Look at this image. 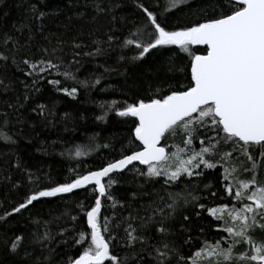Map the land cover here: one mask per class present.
Masks as SVG:
<instances>
[{
    "label": "snow or ice",
    "instance_id": "6c2138e0",
    "mask_svg": "<svg viewBox=\"0 0 264 264\" xmlns=\"http://www.w3.org/2000/svg\"><path fill=\"white\" fill-rule=\"evenodd\" d=\"M191 3L195 0H171L170 6L175 8ZM117 6L112 0H90L85 5L92 10V22L103 16H109L114 22L116 17L112 10ZM17 7L24 8L25 21L18 25L13 23L10 30L0 29V68L15 67L26 77L34 78L31 85L19 81L24 85L22 98L17 95L11 102L5 101L7 109L13 113H19L30 101L32 92L40 91L36 87L38 80L46 79L49 70L58 71L63 66V47L68 43L57 38L56 44L51 47L35 44L39 35L51 45L44 35L45 21L58 15L59 5L52 11H46L48 0H23ZM136 7L144 19L134 31L129 32L120 46H132L135 50L131 58L133 61L144 59L152 50L175 46L191 58L190 69H180L185 72L186 78L190 72V80L186 84L170 85L167 94H163V88H158L159 96L136 99L132 103L125 100L101 104L105 111L96 117L97 120H103L108 112H115L117 117L133 118L128 145H121L119 158L109 160L95 170L80 172L69 169L71 175L66 182L51 183L46 187H39L41 178L29 173V181L38 190H29L23 202L10 212H4L0 221L6 222L7 217L21 213L42 198L73 193L78 189L87 192L91 186V192L84 199L89 201L94 196V203L80 202L77 205L86 218L89 231H80L76 236L68 237L74 241L73 247L80 246L83 250L78 256L67 257L63 264H105L106 261L109 264H188L182 254L183 245L169 240L176 234L173 228L175 216L179 208L192 202L200 209L206 206L198 203L199 197L190 191L181 189L180 192H173L170 188L177 187L185 177H201L204 169H214L220 164L224 169V191L234 203L207 208V212L214 220L222 222L217 231L227 235L220 236L212 244L204 241L203 246L193 253L191 264H201L205 256L216 258V264H264V239L257 240L254 236L257 230L264 231V182L258 175L259 165L264 164V0H206L192 11L196 19L184 26L177 25L172 30L166 26L167 17L161 18L140 0H136ZM0 12L8 15L3 9ZM85 15L86 12L77 13L81 19ZM105 36V40L92 41L96 45L93 52L83 53L80 50L87 45L76 42L73 37V60L69 64H79L77 57L81 55H100L104 51L102 45L110 48L119 40L111 28ZM194 45L206 46V54H193ZM60 74L65 80H76L71 71ZM76 82L80 87H89L88 81ZM48 83L68 97L75 99L77 96L76 87H62L58 79L48 80ZM99 83L100 78H97L91 87ZM13 84L12 80L5 83L0 78V93L13 90ZM32 111L45 118L51 114L43 104L36 105ZM9 117V111H0V139L14 144L13 135H19V132H12ZM20 122L17 115L16 123ZM167 134L173 137L182 135L183 147L175 144L172 146L175 150L168 151V146L162 144ZM197 138H200L199 150L193 147ZM221 143H231L234 148L221 154L220 160L211 162L208 157L216 155ZM97 147L112 146L104 144ZM257 151L258 156L255 155ZM86 154L81 147L75 148L76 157ZM234 155L236 159L244 157L250 165L243 169L245 174H250L249 179H233L240 171V165L233 160ZM133 162L146 166L147 171L136 168ZM129 166L146 182L161 177L163 183L159 189L143 193L149 197V202L140 205L134 212L130 211L129 215L121 216L117 211L114 221L111 217L101 220L105 200L111 202L113 209H117V205L121 209L132 208L130 203L118 200L110 191L119 183L118 176L130 170ZM155 182L160 183L159 180ZM137 195L132 192V199H136ZM212 196L215 197L216 193ZM199 215L200 212H197ZM71 220L76 221L77 217L72 216ZM183 221H189V217L183 216ZM49 223L51 221H45L43 232L32 233L30 239L15 235L4 241L9 255L18 258L14 264H53L56 250L50 245L55 236L47 227ZM72 231L75 232L74 227ZM179 231H188L184 223L180 224ZM67 232L68 229L62 228L59 235L65 236ZM58 243L65 244L66 240ZM183 244L191 247V237ZM245 245L244 251L236 252L237 246ZM117 247L126 250L124 256L113 254ZM208 264L212 261L209 260Z\"/></svg>",
    "mask_w": 264,
    "mask_h": 264
},
{
    "label": "trees",
    "instance_id": "16d2710c",
    "mask_svg": "<svg viewBox=\"0 0 264 264\" xmlns=\"http://www.w3.org/2000/svg\"><path fill=\"white\" fill-rule=\"evenodd\" d=\"M89 2L90 0H48L46 11L56 9L57 5L60 9L58 15L49 17L45 21L44 35L51 41V45L48 40L39 35L35 39V44L51 47L56 44L57 38L68 42L63 47L64 64L58 71L49 70L46 73V79L38 80L36 87L40 91L31 93L30 101L19 110V113H13L7 109L5 101L11 102L17 95L22 98L24 85L19 81H26L31 85L34 77H26L15 67L0 68V78H3L5 83L9 80L14 82L13 90L0 93V111H9L12 132H19V135H13L14 144L0 139V216L22 203L24 197L29 194V190H38L37 186L29 181V173L33 174V177L41 178L39 187H46L51 183L66 182L71 175L69 169H76L80 172L95 170L109 160L119 158L121 145H128L130 129L134 126L131 123L133 118L117 117L115 112H108L103 120H97L96 117L103 115L105 111L100 107L101 104L125 100L132 103L136 99L159 96L158 88H163V94H167V88L170 85H182L190 80V72L186 78L185 72L180 69L185 67L190 69L191 58L175 46H164L152 50L139 61L131 59L135 55L132 46L125 48L120 46L129 32L134 31L144 19L141 11L136 7V0H112V3L118 5L112 10V14L116 17L114 22L109 16L100 17L96 22H92V10L85 7ZM140 2L161 18L167 17L166 26L172 30L177 25L184 26L196 19L197 17L191 14L192 11L206 0H195V3L189 6L177 5L175 8L170 6L171 0H140ZM22 3L23 0H0V9L8 13L4 16L0 12V29L10 30L13 23L18 25L25 21L24 8L17 7ZM79 12H86L83 19L78 18L77 13ZM109 28L119 38L117 42H114L110 48L102 45L104 51L100 55L87 57L81 55L77 57L80 60L79 64H69V61L73 60L71 48L73 37L76 38V42L87 45L80 50L82 53L93 52L96 45L92 41L105 40V33ZM192 52L193 54H205L206 47L194 45ZM64 71H71L76 80H65L60 74ZM97 78H100V83L91 87L92 82ZM52 79L60 80L62 87L69 89L76 87L78 89L76 98L73 99L62 92H57L48 83V80ZM76 81H88L89 87H80ZM38 104L45 105L51 114L45 118L33 112L32 109ZM17 115L20 117V123H16ZM93 137L95 139H92ZM182 139L180 134L175 137L167 134L162 144L167 145V150L171 151L175 144L183 146ZM104 144H110L112 147H97V145ZM77 146L87 154L76 157L74 151ZM193 147L199 150L200 138L193 142ZM233 148L234 145L231 143H221L216 155L208 158L211 162H216L220 160L221 154H226ZM255 155L258 156L259 151ZM233 160L240 165V169L244 163L245 166L249 165L244 157L236 159L234 155ZM134 166L147 171L146 166ZM131 168L132 166L129 167V171L118 176L119 183L114 185L110 191L118 200L130 203L132 208L121 209L117 205V209H113L110 206L111 202L105 200L101 209V220L103 217H111L114 221L117 211L121 216L129 215L130 211L134 212L140 205L149 202V197L143 193L151 192L154 188L159 189L160 184L163 183L161 177L146 182L144 177L138 176L135 171H131ZM203 172L201 177H185L177 187L170 188L173 192L186 189L192 195L199 197L198 203L206 206L205 209H200L195 202H192L186 207L179 208L175 216L173 228L176 234L169 237V240L177 245H183L182 254L188 264H191L193 253L203 246L204 241L207 240L209 244H212L220 236L227 235L222 231H217V226L222 222L214 220L208 214L207 208L220 204L231 206L234 203L227 198V193L224 191L223 167L217 164L216 168L204 169ZM246 175L240 170L234 179H243ZM258 175L260 181L263 182L264 164L259 165ZM156 180L160 183H156ZM14 184L18 187H13ZM205 185L209 187L206 188ZM89 192H91V186L87 192L78 189L73 193L42 198L33 202L21 213H14L7 217L6 222L0 221V264H14V261L18 259L9 255L4 241L14 238L15 235H24L30 239L32 233L43 232L45 221H51L47 227L55 236V241L50 245L56 250L53 255V264H63L67 257L78 256L83 249L80 246L73 247L74 241L68 237L76 236L80 231H89L86 218L77 207L80 202L94 203V196L89 201L84 199ZM132 192L138 194L134 200L131 196ZM212 193H216V196L213 197ZM197 212H200L199 216ZM72 216H76L77 220L72 221ZM183 216H188L189 221H183ZM57 217L59 219H56ZM181 223H184L185 228L188 229L187 232L179 231ZM73 227L75 232L72 231ZM62 228L68 229L65 236L59 235ZM189 237H191V247L183 244V241ZM256 239H264V232H260ZM61 240H66V243H58ZM222 246L225 247L226 244ZM125 251L117 247L113 250V254L124 256ZM21 255H23L22 252ZM105 264L109 262L106 261Z\"/></svg>",
    "mask_w": 264,
    "mask_h": 264
},
{
    "label": "rangeland",
    "instance_id": "374dc122",
    "mask_svg": "<svg viewBox=\"0 0 264 264\" xmlns=\"http://www.w3.org/2000/svg\"><path fill=\"white\" fill-rule=\"evenodd\" d=\"M182 147H183V146H182ZM174 150H175V149H172L171 151H174ZM244 167H250V165H246V166H245V163H244L240 170L243 171ZM238 177H239V176H238ZM244 178H245V179H244ZM244 178L241 179V180L249 179V178H250V174H247ZM233 179H234V177H233ZM239 179H240V178H239ZM263 182H264V181H263ZM260 232H264V231L257 230V231L254 233L255 238H256V236H258V235L260 234ZM225 247H227V244H226ZM245 247H246V246H237V248H236V252L239 253V252L244 251V248H245ZM209 260L212 261V264H216V258H214V257H210V256H205V257H203V258H202V261H201V264H208V261H209Z\"/></svg>",
    "mask_w": 264,
    "mask_h": 264
},
{
    "label": "water",
    "instance_id": "95a60500",
    "mask_svg": "<svg viewBox=\"0 0 264 264\" xmlns=\"http://www.w3.org/2000/svg\"><path fill=\"white\" fill-rule=\"evenodd\" d=\"M199 46H203V45H199ZM206 47V46H205ZM206 54V53H205ZM133 165H140L139 162H133ZM141 166H144V165H141ZM131 167V166H129Z\"/></svg>",
    "mask_w": 264,
    "mask_h": 264
}]
</instances>
